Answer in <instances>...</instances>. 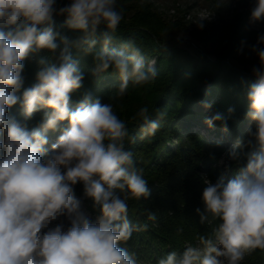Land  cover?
<instances>
[{
	"label": "clouds",
	"instance_id": "obj_1",
	"mask_svg": "<svg viewBox=\"0 0 264 264\" xmlns=\"http://www.w3.org/2000/svg\"><path fill=\"white\" fill-rule=\"evenodd\" d=\"M56 17H64L62 27L79 37L61 35ZM122 19L117 0H0V264H138L135 254L120 246L148 228L128 218L129 200L150 196L144 170L126 147L135 136L114 105L92 92L74 107L71 102L85 79L74 48L93 56L94 79L110 68L118 74L117 97L126 95L130 82L156 79V58L146 62L134 41L111 46ZM260 21L264 0H253L249 22ZM245 46L242 40L238 53ZM43 50L53 58H41L35 83L24 87L25 62ZM250 51L258 60L247 91L246 116L254 127L228 154L238 172L226 183L223 176L215 183L205 179V208L196 209L202 224L209 217L220 223L210 237H199V246L186 244L157 264H241L247 253L264 250V33ZM17 104L22 119L10 115ZM43 109L48 111L29 130L28 121ZM165 115L156 109L153 119L148 107H141L133 117L142 120L141 139L155 136ZM64 121L67 126L60 129ZM214 122L228 130L223 114L205 120L210 128ZM58 129L48 152V133ZM77 184L83 185L79 198ZM85 199L98 211L94 219L83 208ZM147 218L155 221L156 214L148 212Z\"/></svg>",
	"mask_w": 264,
	"mask_h": 264
},
{
	"label": "trees",
	"instance_id": "obj_2",
	"mask_svg": "<svg viewBox=\"0 0 264 264\" xmlns=\"http://www.w3.org/2000/svg\"><path fill=\"white\" fill-rule=\"evenodd\" d=\"M66 2L67 0H61V3ZM120 8L123 9V6ZM123 13L126 14L124 11ZM126 18L123 15L111 46L120 47L126 41H134L141 49L146 62L150 54H156L158 60L173 72H167L166 84L162 92L154 98L153 107L149 111L153 119L156 118V109L166 113L160 129L155 136L141 139L142 120L138 118L132 126L130 125L129 130L130 134L135 136V142L126 141V147L134 153L136 166L144 170L143 175L148 181L150 196L129 200L128 218L131 223L147 224L148 228L145 231L134 232L132 237L120 246L127 248L144 263L157 264L158 260L166 257L169 252L176 251L179 254L186 244H195L201 235L209 237L212 235L220 221L209 217L210 222L202 224L200 215L196 211L199 208L203 212L205 208L202 200L204 181L209 179L215 183L223 176L226 183L233 178L239 166L232 162L229 174L224 175L217 162L221 161L222 157L228 154L237 141H240L254 125L246 116L249 110L247 94L245 96L243 94L245 98H242L239 104L228 97V94H219L220 98L212 95V89L205 94L201 93L204 82L208 80L206 74L215 68L210 58L205 55L193 56L178 43L162 46L166 43H163L160 34L155 31H152L154 37L150 35L152 41L146 44L141 36L143 29L142 24L139 23L142 22L140 17L129 20ZM63 23L64 17L55 18V28L61 32V35L73 40L77 39L80 33L62 27ZM99 47L97 45L96 50H99ZM170 53L173 54L171 57H169ZM72 55L78 60V66L85 76L83 86L72 94L73 107L83 94L89 91L102 103H111L120 82L118 74L110 68L98 79H94L91 76L94 67L93 56L75 48L72 49ZM215 56L216 59L223 58L224 52ZM41 58L51 60L53 54L43 50L25 62L24 87L35 83L36 73L41 67L38 61ZM224 69H226L224 79L228 77L234 79L233 75L236 78L247 74V72H234L235 70L229 66H225ZM210 95L212 99L208 101ZM205 103L210 104L211 107H204ZM230 107L234 108L231 114L228 113ZM46 111L48 110L43 109L34 113L28 121L29 130L39 124ZM217 113L227 117L226 132L222 130L220 122H214L211 128L205 123L207 118ZM10 115L17 119L23 118L19 104L12 107ZM66 126L67 121H64L59 128ZM209 132H214L215 135ZM60 134L59 129L55 132L50 131L47 146L51 147ZM244 163L246 162H242L240 166ZM88 200L92 210L98 214L93 207V201L86 199ZM148 212L156 214L155 221L148 220ZM255 250V253L260 254L247 257L251 260L249 264H264V250Z\"/></svg>",
	"mask_w": 264,
	"mask_h": 264
},
{
	"label": "rangeland",
	"instance_id": "obj_3",
	"mask_svg": "<svg viewBox=\"0 0 264 264\" xmlns=\"http://www.w3.org/2000/svg\"><path fill=\"white\" fill-rule=\"evenodd\" d=\"M252 3L253 0H117V7L123 6V11L126 12L123 15L128 20L140 17L142 22L139 23L142 24L143 29L142 35L141 33L140 35L146 44L152 41L150 35L154 37L153 32L155 31L160 34L163 43H166L162 46L178 43L181 48L188 50L193 56L205 55L210 58L215 68L206 74L208 80L206 83L204 82L201 93L205 94L206 91L212 89V95L220 98L222 93L228 94V97L240 104L241 99L245 98L244 96L247 94L248 85L255 79L251 69L258 64L257 57L250 51V48L256 43L258 35L264 33V21L255 24L249 22ZM242 40L246 41V46L241 54L238 53V49L241 47ZM220 52H224L223 58L216 59L215 54ZM169 55L171 57L173 54ZM153 58H156L154 67L158 71L156 79L144 85L130 83L125 96L117 97L114 94L110 101L114 105V111L120 119L126 122L129 130L130 125L132 126V123L138 119H133V117L141 107L147 106L151 111L154 98L162 92V88L166 84L167 72L172 70L167 69L166 65L158 60L156 54H150L148 60ZM225 66L233 68L234 72H247V74L236 78L231 74L234 79H230V77L224 79ZM211 99L210 95L207 100L211 101ZM209 133L215 135L214 132ZM247 134L240 141L245 140ZM45 147H47V151L51 152V147L47 145ZM228 154H225L221 161L217 162L224 175L225 173L229 174V167L232 163ZM81 185L77 184L75 187L78 198L83 193ZM83 208L93 219L97 215L92 210L89 200L83 201ZM58 222H53L51 226ZM64 223L67 227V220ZM192 245L199 246V239ZM255 251L247 253L241 264H249L251 260L247 257L251 255L255 257L260 254ZM136 259L139 260L138 264L146 263L140 258Z\"/></svg>",
	"mask_w": 264,
	"mask_h": 264
}]
</instances>
